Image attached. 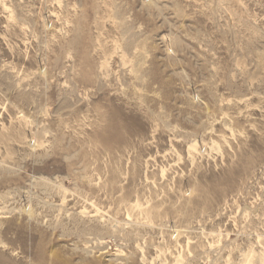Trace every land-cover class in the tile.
I'll use <instances>...</instances> for the list:
<instances>
[{
	"label": "rangeland",
	"instance_id": "obj_1",
	"mask_svg": "<svg viewBox=\"0 0 264 264\" xmlns=\"http://www.w3.org/2000/svg\"><path fill=\"white\" fill-rule=\"evenodd\" d=\"M40 246L264 264V0H0V264Z\"/></svg>",
	"mask_w": 264,
	"mask_h": 264
},
{
	"label": "bare ground",
	"instance_id": "obj_2",
	"mask_svg": "<svg viewBox=\"0 0 264 264\" xmlns=\"http://www.w3.org/2000/svg\"><path fill=\"white\" fill-rule=\"evenodd\" d=\"M40 243L41 242H39L38 244H40ZM44 247L45 246H42V247L40 246V248L38 249L39 251L41 250V252H42V253L39 252L41 255L40 256L38 255V257L40 258L41 263L40 262H38V263H40V264H72V262L64 259L65 256L62 257L60 254H58L57 253L58 251L57 252L51 251V253L49 251L46 253H50V254H46L44 251ZM46 251H48V250H46ZM83 262H86V261L83 260ZM75 264H77V263H75ZM89 264H94V263L91 261V262H89Z\"/></svg>",
	"mask_w": 264,
	"mask_h": 264
}]
</instances>
